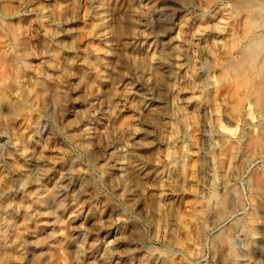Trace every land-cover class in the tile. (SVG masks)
Masks as SVG:
<instances>
[{
  "label": "rangeland",
  "instance_id": "rangeland-1",
  "mask_svg": "<svg viewBox=\"0 0 264 264\" xmlns=\"http://www.w3.org/2000/svg\"><path fill=\"white\" fill-rule=\"evenodd\" d=\"M244 2L0 0V264H264Z\"/></svg>",
  "mask_w": 264,
  "mask_h": 264
},
{
  "label": "bare ground",
  "instance_id": "bare-ground-1",
  "mask_svg": "<svg viewBox=\"0 0 264 264\" xmlns=\"http://www.w3.org/2000/svg\"><path fill=\"white\" fill-rule=\"evenodd\" d=\"M248 2H244L243 5L244 6H247V8H249V10L251 12L250 15L251 16H254V18L256 20V24L255 25L253 24L254 26L252 25V27H253L252 28V34L249 35L250 37L247 38L248 39L247 40V43L244 46L246 47L247 52H248L247 53V56L249 57V59H253L254 61L255 60L257 61V64H256L257 65L256 67L258 68L257 70H259V72L262 75V77H264V4H261V3H254V4H252V3H248ZM235 10H236V8H235ZM167 16H168V14L165 11V9L163 10V8L159 9L158 11H156L153 14L154 21H155V23L157 25V29H158V27L161 28V31L162 30H165V29L166 30L168 29V27L170 25V20H168L166 18ZM118 31H120L119 28H118ZM163 58H164V55H163L162 52H160L159 53V56H158V61H157V64H156V69H158V66H159L160 69L162 70V73L163 74H165V73L166 74H169L170 71H169L168 66H167L168 64H166L164 62ZM233 67H235V66H233ZM153 78L154 79H153V83H152V90L154 92L155 91H158V97H159V96L162 95V90H163V87L160 85L161 82H162V80H161V78H159V76H157L155 74H154V77ZM263 97H264V94H263ZM263 100H264V98L261 101H263ZM152 103H153V100L148 99V105L151 106ZM249 105H250V103H248L247 106H249ZM152 123H154V122H152ZM86 134L89 137L91 135V132L88 131ZM89 139H91V138L89 137ZM54 180H55V178L53 179L52 177H50V181H54ZM55 189L57 190V192H59V188H58L57 184L55 185ZM222 189L223 190H226L227 189V185H223L222 186ZM46 192H48V191L46 190ZM50 192L53 193V190L52 191L50 190ZM229 200L230 199L227 198V197H223V198L220 199L219 208L222 209V212L220 213V215L217 218H220L221 216L225 215V213H224L226 211L225 209H227V208L229 209L230 207L231 208L234 207V202H232L231 200L229 201ZM251 209H252L251 210V215H252V217H254L257 214V212H256V210H257L256 205L253 204L252 207H251ZM73 221H71V222L73 223ZM235 226L240 227L241 228V231L246 232V234L249 233L251 235H255V234H257L259 232V229L258 230L255 229L256 228L255 226H254L255 228H253V225L252 224L249 225V224L244 223V224L239 225L237 223ZM71 235H72V233H71ZM244 237H245V235H244ZM247 244L249 245L250 243L248 241H246V247H247ZM256 248H258V247L256 245H254V249H256ZM112 262H114V261H112ZM258 263H259L258 261H254L253 264H258Z\"/></svg>",
  "mask_w": 264,
  "mask_h": 264
}]
</instances>
